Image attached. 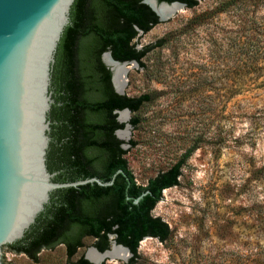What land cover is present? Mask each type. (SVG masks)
Here are the masks:
<instances>
[{
	"label": "rangeland",
	"instance_id": "rangeland-1",
	"mask_svg": "<svg viewBox=\"0 0 264 264\" xmlns=\"http://www.w3.org/2000/svg\"><path fill=\"white\" fill-rule=\"evenodd\" d=\"M227 1L182 6L133 40L152 48L129 66L122 90L152 99L123 122L128 168L144 185L190 152L178 184L163 189L151 210L168 224V238L144 237L136 256L100 264H225L247 243L264 242V119L250 108L262 90L229 96L230 86L246 82L243 42L264 40V0ZM93 241L84 237L70 261ZM1 255L3 264H69L64 244L42 248L36 261L7 248Z\"/></svg>",
	"mask_w": 264,
	"mask_h": 264
},
{
	"label": "trees",
	"instance_id": "trees-1",
	"mask_svg": "<svg viewBox=\"0 0 264 264\" xmlns=\"http://www.w3.org/2000/svg\"><path fill=\"white\" fill-rule=\"evenodd\" d=\"M159 1H180L188 7L197 4V0ZM69 16L51 69L53 103L49 112L51 140L47 168L56 172L53 179L59 182L92 176L108 181L116 174L110 185L93 182L53 190L49 202L23 238L3 246L36 261L42 248L64 244L69 264H94L84 256L70 261L84 237L92 238V246L104 251L109 248L112 235L133 256L144 237L161 241L168 238V224L152 215L151 210L163 189L178 184L181 165L190 151L142 185L128 168L126 150L121 146L124 141L114 134L124 126L117 120L115 110L136 111L152 96L115 92L111 72L102 62L101 54L110 51L115 60L141 63L152 46L137 49L133 40L159 22L149 5L143 0H74ZM260 38L248 37L243 42L247 54L245 67L239 73L248 83L230 86L229 96L262 90L250 101L253 106L250 108L253 115L264 119V40ZM130 123L136 125L137 119ZM140 194L142 197L134 202ZM225 264H264V242L247 243L240 255L227 259Z\"/></svg>",
	"mask_w": 264,
	"mask_h": 264
},
{
	"label": "water",
	"instance_id": "water-1",
	"mask_svg": "<svg viewBox=\"0 0 264 264\" xmlns=\"http://www.w3.org/2000/svg\"><path fill=\"white\" fill-rule=\"evenodd\" d=\"M73 1L0 0V264H3L1 252L6 248L3 245L23 238L49 202L53 190L93 182L110 185L116 174L108 181L92 176L59 182L53 179L56 172L47 168L51 140L49 112L53 103L51 69L61 34L69 23ZM143 2L155 12L159 21L167 20L174 12L162 17L155 7L161 4L186 5L180 1L153 0V7L149 0ZM105 55L119 65L132 64L135 67L138 62L115 60L110 51L101 54L102 62L111 72L114 91L124 94L115 86V73L105 62ZM127 72L126 69L124 79ZM122 111L128 114L130 110H115L117 120L123 123L119 119ZM126 126L129 128V124L124 123L123 128L114 131L121 140L124 138L119 132ZM121 146L124 148L126 144ZM142 195L133 201L137 202ZM109 240L110 246L104 251L94 246L91 248L104 254L118 246L131 254L126 246L117 244L112 235ZM84 257L100 264L90 260L86 253Z\"/></svg>",
	"mask_w": 264,
	"mask_h": 264
},
{
	"label": "bare ground",
	"instance_id": "bare-ground-1",
	"mask_svg": "<svg viewBox=\"0 0 264 264\" xmlns=\"http://www.w3.org/2000/svg\"><path fill=\"white\" fill-rule=\"evenodd\" d=\"M150 4L154 7V2L153 0H149ZM181 5L179 4H172V5H165V4H161L158 7H155V9L157 10V12L159 14H161L162 17L167 16L168 14H171L172 12H177L180 11L181 9ZM172 13V14H174ZM171 14V15H172ZM104 60L106 63L109 64V66L112 67L114 73H115V77H114V82H115V86L116 88L121 91L123 86H124V72L130 69V67H132V64L129 65H119L115 62H113L112 60H110V58L105 55ZM130 66V67H129ZM127 112L126 111H122L119 114V119L122 121H126L127 118ZM127 132H128V128L126 126V128H124L123 130H120L119 132V136L122 138H126L127 137ZM87 257L97 263H101V261L105 258V257H110V258H115V257H121V258H126L128 253L126 252L125 249L120 248L118 246H113L110 250L106 251L104 254H100L94 251V249H92L91 247L89 249H87Z\"/></svg>",
	"mask_w": 264,
	"mask_h": 264
}]
</instances>
